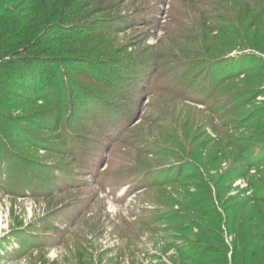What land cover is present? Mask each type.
Listing matches in <instances>:
<instances>
[{
	"label": "rangeland",
	"instance_id": "obj_1",
	"mask_svg": "<svg viewBox=\"0 0 264 264\" xmlns=\"http://www.w3.org/2000/svg\"><path fill=\"white\" fill-rule=\"evenodd\" d=\"M75 7V57L0 99V264H233L226 201L264 175L215 180L264 149V0Z\"/></svg>",
	"mask_w": 264,
	"mask_h": 264
},
{
	"label": "trees",
	"instance_id": "obj_2",
	"mask_svg": "<svg viewBox=\"0 0 264 264\" xmlns=\"http://www.w3.org/2000/svg\"><path fill=\"white\" fill-rule=\"evenodd\" d=\"M77 2L78 0H0V99L14 94L15 89L28 91L32 86H42L49 74V64L64 63L75 57L70 54L72 48L63 49L65 46L59 44L75 31L74 28H67L65 31V25L71 23L70 18L79 17L83 13L85 7L82 10L79 9L81 6L75 7ZM75 22L80 23L78 20ZM261 124L258 128L252 126V129H264V123ZM255 142L254 145L264 143L261 139ZM262 150L264 151L263 148L250 151L249 146L244 150V161L250 168H244L243 172H227L215 180L219 200L224 199L230 184L234 185L237 180L249 175H264ZM252 170L255 174L250 173ZM226 204L227 218L229 221L234 219L235 223L233 264H264V179L254 188L253 197L239 200L230 197ZM240 212H245L244 218L236 222ZM179 251L182 252L181 249ZM223 251L220 257L212 258L209 252H213V249L205 248L200 257L198 253L189 250L187 254H181L184 259L182 263L228 264L226 251ZM216 252L221 253L219 249Z\"/></svg>",
	"mask_w": 264,
	"mask_h": 264
}]
</instances>
